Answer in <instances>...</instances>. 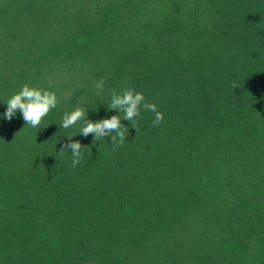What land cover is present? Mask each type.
<instances>
[{
  "label": "trees",
  "instance_id": "trees-1",
  "mask_svg": "<svg viewBox=\"0 0 264 264\" xmlns=\"http://www.w3.org/2000/svg\"><path fill=\"white\" fill-rule=\"evenodd\" d=\"M24 84L59 97L39 128L3 117ZM125 86L158 127H60ZM0 264H264V0H0Z\"/></svg>",
  "mask_w": 264,
  "mask_h": 264
},
{
  "label": "clouds",
  "instance_id": "clouds-1",
  "mask_svg": "<svg viewBox=\"0 0 264 264\" xmlns=\"http://www.w3.org/2000/svg\"><path fill=\"white\" fill-rule=\"evenodd\" d=\"M106 78H101L95 82V87L99 93L105 92ZM237 85L232 84V88L235 89ZM110 95V103L108 109L115 110L119 115H112L110 118L101 119L93 122L88 119V111L77 106L71 112H65L62 118L60 127L69 129L76 126L78 123L83 122L80 127L79 135L84 137L91 134L95 142L111 137V145L113 151L122 147L127 141L126 133L129 129L125 127L121 121H129L132 128L138 123V117L140 116L141 110L151 111L154 113V119L152 121L153 127H158L163 119V113H161L154 103H148L145 101L143 93L136 92L133 88L125 86L121 92H117L116 89L108 90ZM67 98V94H65ZM59 103V97L55 91L48 89L30 86L24 84L21 89L11 95V97L5 102L7 105L6 112L3 114L4 119L11 121L17 112H20L26 126L31 128H39L45 117L49 113L56 109ZM123 113L121 119L120 114ZM114 133V134H113ZM73 137H68L71 141ZM71 151L72 167L75 168L80 164L81 160L85 158L86 154L84 150L88 147L82 146L79 141L65 144L61 147L60 153L63 154Z\"/></svg>",
  "mask_w": 264,
  "mask_h": 264
}]
</instances>
